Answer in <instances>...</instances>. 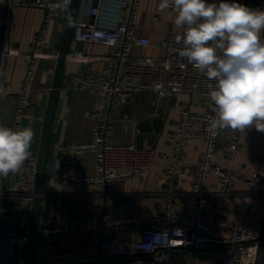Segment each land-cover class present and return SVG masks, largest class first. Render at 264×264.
<instances>
[{
  "label": "built area",
  "instance_id": "built-area-1",
  "mask_svg": "<svg viewBox=\"0 0 264 264\" xmlns=\"http://www.w3.org/2000/svg\"><path fill=\"white\" fill-rule=\"evenodd\" d=\"M141 3L142 0H119L117 16L108 22L99 19L107 7L92 5L89 12H81L75 21L73 41L102 44L108 49L102 69L68 76L75 91L96 92L100 97L98 107L92 110L95 118L92 135L88 140L69 144L71 169L63 175V181L71 184L76 194L86 185L95 191L96 202L83 224L91 233V246L59 254L56 240L73 227L39 225L33 264H125L124 260L136 257L144 258L146 264H185L182 259L185 253L201 250L211 253L201 264H257L264 243V213L259 211L260 207L264 208V203H259V195L264 194V153L251 176L245 178L235 171L240 131L222 129L214 134L208 130L214 115L208 95L210 81L179 56L182 45L176 43L175 37L183 30L167 35L166 62L141 61L132 55L135 47L152 45L148 37L136 35ZM52 4L64 6L53 11ZM18 5L40 7L44 14L24 55L26 75L12 89L5 76L12 49L13 12ZM244 5L262 9L264 0H245ZM67 9L68 0L66 4L64 0H0V100L6 95L15 98L10 126L13 129L20 128L23 118L35 116L32 83L39 71L41 55L50 52L47 32L51 21ZM73 56L81 58L84 53L75 51ZM145 89L155 91L166 101L177 91L195 93L205 104L199 112L184 103L179 106L178 124L172 136L173 156L166 170L163 208L136 236L130 229V217L111 210L110 197L118 182L143 175L150 169L156 148L149 143L138 146L113 140L112 121L134 92ZM196 123H200L199 128L195 127ZM197 136L205 141L206 147L197 162H193L187 151ZM222 137L225 141L220 145ZM30 152L31 158L19 171V181L12 191L19 200L18 215L3 207L8 192L3 188L4 177H0V264H25L27 227L37 175V155ZM86 154L94 161L93 170L88 172L80 167ZM189 169L196 175L191 183L193 199L178 208L173 198L176 182ZM209 176L215 177L214 191L206 186ZM238 181L251 186V203L243 211L242 220L229 226L225 214Z\"/></svg>",
  "mask_w": 264,
  "mask_h": 264
},
{
  "label": "crops",
  "instance_id": "crops-1",
  "mask_svg": "<svg viewBox=\"0 0 264 264\" xmlns=\"http://www.w3.org/2000/svg\"><path fill=\"white\" fill-rule=\"evenodd\" d=\"M107 7L99 19L102 22L112 21L117 16L119 0H101ZM160 0H142L141 10L136 25V35L148 37L152 45L137 46L132 55L141 61L155 60L166 62L165 40L170 32H180L171 22V10L159 9ZM209 3L219 0H208ZM232 2V0H229ZM244 4L245 0H235ZM92 7L91 0L86 1L82 13L89 12ZM264 9V5L262 7ZM44 10L36 6L18 5L13 12L12 49L6 72V83L16 89L22 77L26 75L27 67L24 55L32 37L37 33L43 19ZM87 14V13H86ZM65 13L54 18L47 32L50 42V52L41 55L40 67L32 83L33 118H23L20 129L31 126L34 130V139L30 150L37 153L42 119L46 107L47 96L51 84L56 55L58 52ZM264 39V30H262ZM75 51H82L84 56L76 58ZM108 49L97 43L73 41L65 68L61 93L54 116L50 147L48 153L45 197H43L42 213L39 225L73 227L65 230L63 236L56 240V251L64 254L68 250H85L91 246V233L83 228L89 215L91 206L96 202V194L91 186H84L83 190L75 193L74 187L63 181V175L70 171L69 158L71 152L69 144L73 141L88 140L95 127V118L92 110L100 102L99 95L88 92H77L74 83L68 80L71 73H84L90 70H100L107 60ZM184 103L192 111L202 110L205 101L195 93L177 91L170 100L160 98L155 91H136L121 105L112 121V138L115 141L135 143L143 146L146 143L156 148V154L149 170L143 175L120 181L110 197L111 210L131 219L130 229L134 235L139 236L141 228L152 217L158 215L163 208L165 198V183L167 180V167L173 156L172 136L178 124V108ZM16 102L12 95L4 96L0 100V124L10 127L13 122ZM196 128L200 123H196ZM225 137L220 140V145ZM205 141L201 137L192 140L187 151V157L197 162L200 153L205 149ZM264 153V133L255 127L240 132L239 150L236 154L235 171L243 177H249L257 169L260 155ZM81 170H93V158L90 154L81 158ZM196 175L193 169L185 170L177 179L176 193L173 198L178 208L191 202L193 194L191 183ZM19 181V172L10 173L4 177L3 188L8 192L3 198V207L13 215L19 214V200L12 191ZM206 186L216 190L214 176H209ZM251 203V186L238 181L234 186V194L228 205L226 220L229 226L240 222L243 211ZM259 203H264V194L259 195ZM259 211L264 213V208ZM262 245L260 246V250ZM260 253V251H259ZM211 253L208 250L188 252L183 255L185 264H201ZM125 264H146L142 257L124 260Z\"/></svg>",
  "mask_w": 264,
  "mask_h": 264
},
{
  "label": "clouds",
  "instance_id": "clouds-1",
  "mask_svg": "<svg viewBox=\"0 0 264 264\" xmlns=\"http://www.w3.org/2000/svg\"><path fill=\"white\" fill-rule=\"evenodd\" d=\"M159 9H170L172 24L183 30L175 37L182 45L179 56L210 81L214 115L208 130L245 132L254 126L264 133V9L235 0H160ZM33 139L31 126L13 129L0 124V177L22 169L31 158Z\"/></svg>",
  "mask_w": 264,
  "mask_h": 264
},
{
  "label": "water",
  "instance_id": "water-1",
  "mask_svg": "<svg viewBox=\"0 0 264 264\" xmlns=\"http://www.w3.org/2000/svg\"><path fill=\"white\" fill-rule=\"evenodd\" d=\"M88 0H68V9L65 12L64 24L61 33V40L56 55V61L52 72L51 84L48 91L46 107L42 119L40 139L37 149V175L34 183L33 196L30 206V218L27 227L26 260L25 264H33L37 234L42 213L43 196L45 192V178L50 147V139L54 116L57 109L65 68L68 61L71 44L73 42V29L76 19L81 14L83 4ZM92 5L101 6V0H91ZM104 10H102L103 12Z\"/></svg>",
  "mask_w": 264,
  "mask_h": 264
},
{
  "label": "rangeland",
  "instance_id": "rangeland-1",
  "mask_svg": "<svg viewBox=\"0 0 264 264\" xmlns=\"http://www.w3.org/2000/svg\"><path fill=\"white\" fill-rule=\"evenodd\" d=\"M258 264H264V245H262L259 253Z\"/></svg>",
  "mask_w": 264,
  "mask_h": 264
},
{
  "label": "trees",
  "instance_id": "trees-1",
  "mask_svg": "<svg viewBox=\"0 0 264 264\" xmlns=\"http://www.w3.org/2000/svg\"><path fill=\"white\" fill-rule=\"evenodd\" d=\"M259 257V256H258ZM257 264H258V261H257Z\"/></svg>",
  "mask_w": 264,
  "mask_h": 264
}]
</instances>
